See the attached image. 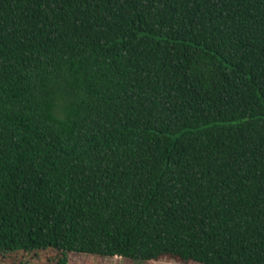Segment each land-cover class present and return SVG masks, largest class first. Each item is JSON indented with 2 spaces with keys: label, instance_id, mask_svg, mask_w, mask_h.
<instances>
[{
  "label": "trees",
  "instance_id": "16d2710c",
  "mask_svg": "<svg viewBox=\"0 0 264 264\" xmlns=\"http://www.w3.org/2000/svg\"><path fill=\"white\" fill-rule=\"evenodd\" d=\"M264 264V0H0V260Z\"/></svg>",
  "mask_w": 264,
  "mask_h": 264
},
{
  "label": "rangeland",
  "instance_id": "374dc122",
  "mask_svg": "<svg viewBox=\"0 0 264 264\" xmlns=\"http://www.w3.org/2000/svg\"><path fill=\"white\" fill-rule=\"evenodd\" d=\"M56 252L52 250L40 251L32 255H14L13 258L1 259L0 264H57L55 261ZM66 264H183L173 259L163 258L156 261L136 262L119 257L100 258L86 255L67 253ZM186 264H198L195 262Z\"/></svg>",
  "mask_w": 264,
  "mask_h": 264
}]
</instances>
